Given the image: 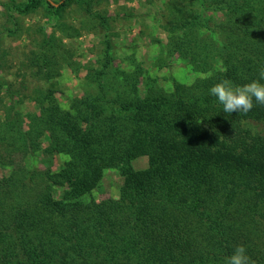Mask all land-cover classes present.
Listing matches in <instances>:
<instances>
[{
	"label": "trees",
	"instance_id": "1",
	"mask_svg": "<svg viewBox=\"0 0 264 264\" xmlns=\"http://www.w3.org/2000/svg\"><path fill=\"white\" fill-rule=\"evenodd\" d=\"M44 1L57 12L68 0ZM99 1H87L101 49L84 75L97 95L73 98L64 109L52 91L41 93L26 127L15 93L1 109L0 144L10 141L22 164L0 176V248L7 249H0V264H226L239 245L264 264V134L253 125L264 122V105L254 101L246 115L224 113L209 92L224 79L235 86L260 79L264 0H169L166 49L204 76L189 85L174 81L168 94L149 85L146 96L138 89L140 68L130 72L115 63L111 19L89 10ZM39 3L26 0L15 10L22 14ZM40 57L31 65L47 83L55 61ZM5 83L0 72V103ZM122 115L128 121L114 125ZM161 132L176 133L180 143L164 142ZM150 134L162 157L152 163L166 164L156 165L147 183L130 161ZM55 152L67 156L57 171L49 161ZM100 163L121 169L130 184L109 202L91 197Z\"/></svg>",
	"mask_w": 264,
	"mask_h": 264
},
{
	"label": "rangeland",
	"instance_id": "2",
	"mask_svg": "<svg viewBox=\"0 0 264 264\" xmlns=\"http://www.w3.org/2000/svg\"><path fill=\"white\" fill-rule=\"evenodd\" d=\"M51 1L55 3L60 0ZM87 1L68 0L56 12L46 1L40 0L37 7L19 14L15 7H22L26 0H0V72L6 81L4 86H8V89L4 87L1 92L3 102L0 103V114L4 105L10 104L11 93L16 94V101L20 98L15 104V109L23 113L24 127L28 123L29 115L37 111L36 99L41 93L52 91L64 109L70 108L73 98L90 99L97 95L93 86L86 88L84 84V75L89 68L96 66L101 49V37L88 13ZM169 7V0H100L89 9L92 13L110 17V29L115 33L116 40L115 63L130 72H138L140 68L139 80L142 83H138V89L143 96L147 95L149 85H152L151 92L168 94L172 91L174 81L189 85L196 78L204 76L192 68L186 57L177 53L171 54L166 49L169 32L163 25L167 23ZM214 18L216 21L222 19L219 14L214 15ZM4 27L13 32H7ZM4 31L6 33L2 34ZM45 53L55 61L52 65L54 75L52 74L47 83L43 74H35L37 66L31 65L32 61H38L35 57L41 59L40 56ZM106 93L108 97L115 95L114 91ZM128 93L129 91L122 90L121 96L127 97ZM122 117L119 120L113 119V124L128 121L124 119L125 116ZM253 125L264 134V122H254ZM78 132L80 134V131ZM160 134L164 142L171 137L173 144L180 143L176 133ZM47 137L48 132L41 137V148L47 147ZM153 139L150 134L146 141L149 144L141 143L142 147H139L138 143L141 152L130 161L132 170L143 173L147 183L150 172L157 168L156 165L166 164L161 161L152 163L153 159L162 158L158 152L160 145ZM9 143L10 141L0 144V155L6 159L3 166L0 158V176L9 175L15 165L22 164L21 152L11 149ZM66 158L65 154L55 152L49 158L52 170L57 171ZM37 162L39 167H44V162L39 157ZM28 163L27 159L23 162L25 165ZM100 165L102 168L92 191V198L109 202L110 199L119 197L122 189H130L126 175L122 174L121 169L103 166L101 163ZM57 188L59 190L55 192V198H59L62 192L60 187ZM214 203H217V199H210L211 209L216 207ZM0 249L7 250L3 245ZM122 258L121 261H124V257Z\"/></svg>",
	"mask_w": 264,
	"mask_h": 264
},
{
	"label": "clouds",
	"instance_id": "3",
	"mask_svg": "<svg viewBox=\"0 0 264 264\" xmlns=\"http://www.w3.org/2000/svg\"><path fill=\"white\" fill-rule=\"evenodd\" d=\"M259 80L246 83L243 86H235L233 83L224 79L216 83L209 90L210 95L216 97L223 106L224 113H242L247 114L254 107V101L258 105H264V68H261ZM226 264H255L247 254L244 245L235 248L233 254L227 258Z\"/></svg>",
	"mask_w": 264,
	"mask_h": 264
},
{
	"label": "water",
	"instance_id": "4",
	"mask_svg": "<svg viewBox=\"0 0 264 264\" xmlns=\"http://www.w3.org/2000/svg\"><path fill=\"white\" fill-rule=\"evenodd\" d=\"M57 5V4H56Z\"/></svg>",
	"mask_w": 264,
	"mask_h": 264
}]
</instances>
